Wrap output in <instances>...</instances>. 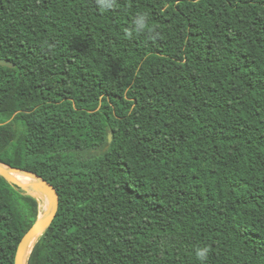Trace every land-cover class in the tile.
Here are the masks:
<instances>
[{"label":"trees","instance_id":"trees-1","mask_svg":"<svg viewBox=\"0 0 264 264\" xmlns=\"http://www.w3.org/2000/svg\"><path fill=\"white\" fill-rule=\"evenodd\" d=\"M0 60V164L59 196L27 264H264V0H0ZM38 216L0 176V264Z\"/></svg>","mask_w":264,"mask_h":264},{"label":"water","instance_id":"water-1","mask_svg":"<svg viewBox=\"0 0 264 264\" xmlns=\"http://www.w3.org/2000/svg\"><path fill=\"white\" fill-rule=\"evenodd\" d=\"M0 67H12V64L0 60ZM109 142H111V138L109 139ZM14 173L20 174L32 181L30 183L19 182L12 176ZM0 176L10 184L21 189L27 195L34 197L36 200L37 198L34 193L42 195L48 200L46 211L42 213L41 217L40 215L38 216L35 224L24 235L17 247L14 264H27L38 238L50 227L56 217L59 208V196L50 183L35 174L0 164ZM29 250H31L30 253Z\"/></svg>","mask_w":264,"mask_h":264},{"label":"clouds","instance_id":"clouds-1","mask_svg":"<svg viewBox=\"0 0 264 264\" xmlns=\"http://www.w3.org/2000/svg\"><path fill=\"white\" fill-rule=\"evenodd\" d=\"M97 6L101 8L104 11H110L113 10L117 5V0H96ZM149 17L147 14H138L134 21L135 25V32L144 34L146 30L149 29L148 24ZM150 38L157 39L159 37V33L155 31V29L148 30V33ZM126 36L128 39H131L133 36L132 30H126ZM212 251L210 247H204V248H198L196 255L197 258L202 262H206L209 258V254Z\"/></svg>","mask_w":264,"mask_h":264},{"label":"bare ground","instance_id":"bare-ground-1","mask_svg":"<svg viewBox=\"0 0 264 264\" xmlns=\"http://www.w3.org/2000/svg\"><path fill=\"white\" fill-rule=\"evenodd\" d=\"M12 176L18 180L19 182H22V183H30L32 180L29 179V178H26L20 174H12ZM35 197L37 198V201H38V205H39V215L40 217L42 216V213H44L47 209V206H48V200L46 197H43L42 195H39V194H35ZM31 252V250H29V253Z\"/></svg>","mask_w":264,"mask_h":264}]
</instances>
